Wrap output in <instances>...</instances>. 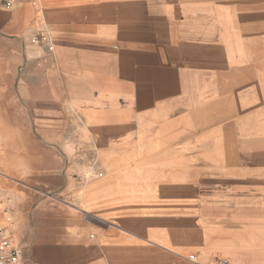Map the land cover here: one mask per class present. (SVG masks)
Segmentation results:
<instances>
[{
  "label": "crops",
  "instance_id": "obj_1",
  "mask_svg": "<svg viewBox=\"0 0 264 264\" xmlns=\"http://www.w3.org/2000/svg\"><path fill=\"white\" fill-rule=\"evenodd\" d=\"M6 207L22 264H264V0L0 1Z\"/></svg>",
  "mask_w": 264,
  "mask_h": 264
},
{
  "label": "built area",
  "instance_id": "obj_2",
  "mask_svg": "<svg viewBox=\"0 0 264 264\" xmlns=\"http://www.w3.org/2000/svg\"><path fill=\"white\" fill-rule=\"evenodd\" d=\"M7 7L15 2L27 0H0ZM46 40V36L32 37L33 43ZM3 219L0 221V264H22V248L14 243L15 221L9 208H4ZM216 264H229L228 260L220 259Z\"/></svg>",
  "mask_w": 264,
  "mask_h": 264
},
{
  "label": "rangeland",
  "instance_id": "obj_3",
  "mask_svg": "<svg viewBox=\"0 0 264 264\" xmlns=\"http://www.w3.org/2000/svg\"><path fill=\"white\" fill-rule=\"evenodd\" d=\"M53 204H55V205H61V201H59V200H57V199H54V198H52L51 200H50ZM63 203H65V201H63Z\"/></svg>",
  "mask_w": 264,
  "mask_h": 264
},
{
  "label": "bare ground",
  "instance_id": "obj_4",
  "mask_svg": "<svg viewBox=\"0 0 264 264\" xmlns=\"http://www.w3.org/2000/svg\"><path fill=\"white\" fill-rule=\"evenodd\" d=\"M177 163V162H176ZM165 177V176H164ZM166 182V181H165ZM168 182V181H167Z\"/></svg>",
  "mask_w": 264,
  "mask_h": 264
}]
</instances>
